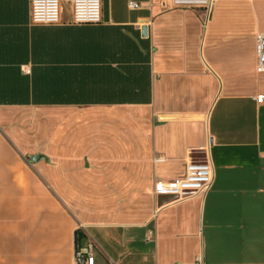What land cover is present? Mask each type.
<instances>
[{
	"label": "crops",
	"instance_id": "0c3cea01",
	"mask_svg": "<svg viewBox=\"0 0 264 264\" xmlns=\"http://www.w3.org/2000/svg\"><path fill=\"white\" fill-rule=\"evenodd\" d=\"M101 1L0 0V264H74L76 232L96 264H264V0ZM205 157V198L155 196Z\"/></svg>",
	"mask_w": 264,
	"mask_h": 264
},
{
	"label": "built area",
	"instance_id": "2783aa9c",
	"mask_svg": "<svg viewBox=\"0 0 264 264\" xmlns=\"http://www.w3.org/2000/svg\"><path fill=\"white\" fill-rule=\"evenodd\" d=\"M163 10L197 9L203 14V21L208 23L213 10V0H166L159 4ZM131 9L140 5L131 3ZM72 23L74 25H100L103 22L101 0H71ZM31 19L35 25L55 26L61 23V0H31ZM257 72L264 73V35L256 40ZM257 103H264V96L257 98ZM161 162V160H157ZM215 182L214 167L208 157L190 158L186 165L185 177L181 180L160 182L155 185L156 197H172L175 202H184L195 197L205 198ZM74 264H96L94 245L76 249ZM194 264H204L198 258Z\"/></svg>",
	"mask_w": 264,
	"mask_h": 264
},
{
	"label": "trees",
	"instance_id": "16d2710c",
	"mask_svg": "<svg viewBox=\"0 0 264 264\" xmlns=\"http://www.w3.org/2000/svg\"><path fill=\"white\" fill-rule=\"evenodd\" d=\"M83 235H81L79 232H76L75 235V243H76V249L80 247V241L83 239Z\"/></svg>",
	"mask_w": 264,
	"mask_h": 264
},
{
	"label": "water",
	"instance_id": "95a60500",
	"mask_svg": "<svg viewBox=\"0 0 264 264\" xmlns=\"http://www.w3.org/2000/svg\"><path fill=\"white\" fill-rule=\"evenodd\" d=\"M142 31H143V35L146 36V29L144 28ZM173 200H175V198H172L171 201H173Z\"/></svg>",
	"mask_w": 264,
	"mask_h": 264
}]
</instances>
